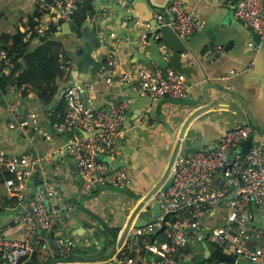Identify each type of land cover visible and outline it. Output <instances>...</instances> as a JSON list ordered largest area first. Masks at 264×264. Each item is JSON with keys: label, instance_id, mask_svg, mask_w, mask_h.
<instances>
[{"label": "crops", "instance_id": "1", "mask_svg": "<svg viewBox=\"0 0 264 264\" xmlns=\"http://www.w3.org/2000/svg\"><path fill=\"white\" fill-rule=\"evenodd\" d=\"M51 1L0 0V37L15 35L17 32L25 34L24 42L28 43L29 51L35 50L38 42L35 38L29 40L32 29L28 19L37 15L38 18L33 20L39 24L36 32L44 36L54 28L52 40L59 42L62 51L70 56L69 60L64 58L65 61L60 62L65 73L59 83L60 95L71 87H77L94 110H107L110 105L122 101H128L129 105L131 99L127 92H137L134 90L135 79L130 78L122 86L118 85L117 80L123 75L135 72L146 74L158 69L141 61L142 57L149 54L148 39L156 29L149 23L138 22L128 29L130 35L135 34L137 41L130 35H117L114 30L119 33L120 29H127V19H121L118 24V14L112 7L116 1L93 0L91 12L79 27L94 31L100 44L96 50L87 54L86 47L89 43L81 39L72 41L64 33L57 32L63 23L50 28L47 26L51 16ZM166 1L154 0L155 5L164 8L161 10L162 14L165 13L164 23L165 19L172 21V15L168 11L170 4ZM237 1L239 0L181 2L185 10L191 11L200 27L206 25L208 19L214 15L230 17L235 24L227 35V44L230 43L231 47L226 51L211 47L199 58L191 53V78L186 80L180 75L193 87L183 99L164 98L158 102L153 101L154 113L150 119H135L133 110L127 107L122 125L124 133L118 145L120 154L116 159H105L109 167L111 165L115 168L119 163H124L121 169L126 171L130 181L125 189L105 187L87 195L82 194L76 163L66 152L65 145L70 138L54 132V124L48 118L52 114H44L34 91L27 86L25 95L22 96L23 88H11L7 96H0V149L13 156H21L30 151L39 155V163L42 165L44 162V176L52 189V196L43 198L42 204L47 210L54 208L59 211L60 220L53 231L46 233L47 242L44 244L56 251V243L60 238H71L77 242L76 247L71 250L73 263L117 264V252L110 256L116 239L132 213L142 203L143 197L161 179L175 144L173 136L178 135L193 108L206 103L204 94L211 98L213 106L190 122L186 132L189 129L193 132L186 137L184 145L191 146L202 140H209L208 144L216 142H210V139L219 137L230 129L250 124L251 121V125H257L261 133L255 139L264 147V42L258 39L255 47H251L256 36L235 18L234 7ZM116 4L119 7L117 2ZM143 35L146 36L144 42ZM85 56L99 63V66L94 68L92 64L84 65L82 62ZM108 61L112 63L110 66ZM19 63L22 65V60ZM107 79H111V82H107ZM208 85L210 87L207 90ZM213 86H216L218 92ZM10 107L19 113L23 123H27V126L30 124L28 138H32L31 141L19 134L17 129L10 128ZM161 117L171 133L161 124ZM32 120L36 122L35 131L31 129ZM232 154L240 155V147L234 149ZM8 174L0 167V233L11 240L23 241L28 236L23 226L13 225L12 219L26 208L28 202L38 198L40 186L35 184L32 177L25 190L14 187L6 191L4 182L8 179ZM168 183L169 178L163 187ZM220 185V175L217 174L214 177V186ZM229 190L236 193L238 186L232 185ZM236 210L249 220L248 224L256 225L264 233V213L257 212L252 206L240 204L236 206ZM227 215L228 209L223 206L204 215L200 219L202 230L210 232L223 226ZM154 217L153 202L147 201L140 206L131 220L129 230L136 228L135 224L140 223L139 227L145 226L143 223ZM85 240L89 242L85 243ZM250 246H264V238L254 241ZM56 259L55 256L49 261ZM91 259L97 260L88 261ZM175 260L177 264H200L205 261L210 264L219 263L206 257L202 243L192 244L190 241L178 250ZM236 264L249 263L236 259Z\"/></svg>", "mask_w": 264, "mask_h": 264}, {"label": "built area", "instance_id": "2", "mask_svg": "<svg viewBox=\"0 0 264 264\" xmlns=\"http://www.w3.org/2000/svg\"><path fill=\"white\" fill-rule=\"evenodd\" d=\"M81 1L52 0L47 26L50 28L72 21ZM168 11L172 15V21L164 23L163 17L156 15L157 27H170L181 40L194 36L201 29L180 1L172 0ZM234 16L260 42H264V0L237 1ZM145 39L146 36L143 35L142 42ZM0 62L4 64V73L7 74L13 69V63L4 52H0ZM108 64L110 66L112 63L108 61ZM130 78L135 79L134 90L147 93L154 102L164 98L183 99L193 87L170 68L163 71L155 69L146 74L135 72L123 75L117 83L122 86ZM107 82H111V79H107ZM63 99L64 117L61 123L54 124V132L67 136L74 128L86 133L100 131L86 140L70 139L65 145L69 157L76 163L81 193L87 195L105 187L127 188L130 181L126 171L109 167L105 159H116L120 154L118 145L124 133L122 125L128 101L112 104L107 110H94L77 87L67 89L63 93ZM9 109L10 128L17 129L19 134L28 138L30 124L27 126V123H23L15 109ZM35 124L32 120L31 129L34 131ZM252 133L253 127L247 123L228 130L216 142L177 156L168 185L154 194V201L162 215L171 213L165 230L161 236H155L160 228L162 215L143 227L131 228L124 244L117 251L116 263L177 264L175 258L179 249L185 247L189 241L192 244L202 243L200 219L223 206L228 209L226 222L208 233V242L236 259L249 264H264V246H250L254 241L264 238L263 231L256 225L248 224L249 220L236 210V206L240 204L252 206L257 212L264 213V147L253 144L244 154H230ZM44 136L49 139L47 135ZM28 139L31 141L32 138ZM39 161V155L32 151L13 156L0 149V167L14 175L13 179L4 182L6 191L14 187L25 190L35 172L40 173L41 180L38 198L28 202L26 208L12 219L13 225L23 226L28 238L23 241L11 240L0 233L3 264H31L33 258L38 264H75L71 261V250L76 247V240L60 238L55 251L44 244L47 242L45 237L37 235L38 230L46 233L53 231L60 220L57 209L47 210L42 204L43 198L52 196V189ZM217 174L220 175V187L214 186V177ZM232 185L238 186L236 193L229 190ZM88 242L85 240V243ZM55 256L57 259L50 262ZM208 262L200 264H210Z\"/></svg>", "mask_w": 264, "mask_h": 264}, {"label": "water", "instance_id": "3", "mask_svg": "<svg viewBox=\"0 0 264 264\" xmlns=\"http://www.w3.org/2000/svg\"><path fill=\"white\" fill-rule=\"evenodd\" d=\"M115 1L119 4V7L117 6L116 2L115 4L112 5V7L115 9L116 13L118 14V18H119L118 24L121 19H127L126 20L127 29H120L118 31L119 33H117V31L114 30V32L117 35L125 34L129 36L130 34L128 33L129 32L128 29L135 26L138 22L149 23L154 30L156 29L150 34L148 39V43H147L149 46L148 56L141 58V61L149 67L154 66L161 70L170 68L174 72L181 74L186 80H189L191 78V73H193V69L189 65L191 53H193L195 57L199 58L205 51L209 50L211 47L221 48L224 49L225 51L231 47L229 45L230 43L227 44V35L231 32L230 30L233 27H235V24L230 19V17L227 16L224 17L220 14L214 15L208 19L206 25L203 24L201 29L194 36L186 38L185 40H181L177 37L175 32L170 27L167 26H161L159 28L157 27V23L154 15L155 16L160 15L161 17H164L165 13L163 14L161 13V10H163L164 8L155 5L154 0H115ZM171 1L172 0H167L166 3L170 4ZM178 1L182 2L183 0H178ZM185 11L187 13H191V11H187V10ZM167 22L168 21L165 19V23ZM57 32L64 33L63 35H66V37H68L72 41H78L81 39L84 42L89 43V45L86 47L87 54L88 52L96 50V48L99 47L100 44L96 37V33L94 31H90L89 29H80V27L77 26L73 21H70L68 23H63L61 29L57 30ZM72 34H74V36ZM130 37L133 38L134 41H137L135 34H131ZM257 40L258 37L255 38V41L251 44V47H255ZM82 63L84 65L92 64L94 68L99 66V63H95V61H93L89 56H85ZM209 87L210 85H208L206 89L208 90ZM215 87L216 86H213V89L217 90L218 92V89H216ZM128 90H130L129 87ZM127 93L129 95V98L131 99V102L129 103L128 107L133 110L135 119L139 121L150 119L154 111H153V100L149 97V95L147 93L141 94L132 91H129ZM62 97L63 94L60 95L58 102L62 99ZM204 98L206 103L203 105H196L191 111V113H189L186 120L183 122L178 135L173 136L175 144L171 152V155L169 157L168 165L161 179L145 195V197H143L142 203L132 213L130 220L124 226L118 238L116 239L113 245V250L110 253V256L116 254V252L124 244L129 228L131 226V220L136 215L137 211L140 209V206L142 204H144L147 201L153 202V211L155 213V217L149 221H145V223H143L144 225L155 221L158 216L162 215L158 204L154 201V194L157 190L163 187L164 183L167 182L175 158L182 153H190L192 151L201 149L209 143V140H202L198 143H194L191 146L184 145V142L187 141L186 137L193 132L190 129L186 132L190 122L199 114L205 112L206 110H208L213 106V103L209 96L204 94ZM251 123L252 122L250 121V124ZM161 124L165 128H167L168 131L171 133V130L168 128V125L165 123L163 117H161ZM252 127H253L252 135L240 145L241 154H244L253 144H259V142L256 141L255 136L261 135V133L259 132L257 125L252 124ZM99 132L100 131H96L94 133H86L78 128H74L72 133L68 136L70 139L86 140L93 137L96 134H99ZM224 135L225 132L223 133V135L219 137L210 139V142L212 140L218 141ZM232 153L233 152H231L230 154L232 155ZM123 165L124 163L121 162L115 168L111 167V165L110 167L113 169H119L123 167ZM43 167H45L44 162H42V168ZM39 174H40L39 172H35L33 176V179L36 181L35 184H37L38 186L41 185V180H38ZM169 216H171V213L162 215L161 225L160 228L156 231L155 236L162 234V232L165 230L166 222ZM135 226L139 227L140 223L135 224ZM208 233L209 231L204 230L202 235L203 237L202 248L204 254H206V257L208 259L216 260L219 263L235 264L236 263L235 257L222 252L220 249L216 248L215 246H213L208 242L207 240ZM38 234L43 237L46 236V232L43 230H38L37 235ZM52 245H54V241H52ZM95 260L97 259H91L88 261H95ZM99 261H101V259H99Z\"/></svg>", "mask_w": 264, "mask_h": 264}, {"label": "trees", "instance_id": "4", "mask_svg": "<svg viewBox=\"0 0 264 264\" xmlns=\"http://www.w3.org/2000/svg\"><path fill=\"white\" fill-rule=\"evenodd\" d=\"M92 1L82 0L79 4L72 18V21H75L78 26L84 23L87 14L91 12ZM35 18L38 16H31L28 19L32 29L29 40L35 38L38 42L35 50L29 51L28 43L24 42L25 34L17 32L15 35H2L0 37V52L6 53L13 63V69L6 74L4 73V64L0 62V96H7L11 88H23L22 96H24L25 88L29 86L45 111L44 114H52L48 116L50 123H61L64 117L65 102L63 98L58 102L60 97L59 83L65 73L60 62L61 60L65 61V59L69 60L70 56L62 51L59 42L52 40L54 28L47 31L45 36H40L36 32L39 24L33 21ZM19 60H22V65ZM7 178L13 179L14 175L9 173ZM159 236L161 235H157V237ZM30 262L31 264H38L34 258ZM0 264H3L1 255Z\"/></svg>", "mask_w": 264, "mask_h": 264}, {"label": "clouds", "instance_id": "5", "mask_svg": "<svg viewBox=\"0 0 264 264\" xmlns=\"http://www.w3.org/2000/svg\"><path fill=\"white\" fill-rule=\"evenodd\" d=\"M63 98V97H62Z\"/></svg>", "mask_w": 264, "mask_h": 264}]
</instances>
